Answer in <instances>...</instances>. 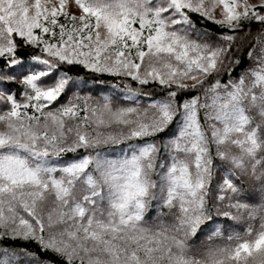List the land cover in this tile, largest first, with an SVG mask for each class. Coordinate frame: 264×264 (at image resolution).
Wrapping results in <instances>:
<instances>
[{"label":"snow or ice","instance_id":"obj_1","mask_svg":"<svg viewBox=\"0 0 264 264\" xmlns=\"http://www.w3.org/2000/svg\"><path fill=\"white\" fill-rule=\"evenodd\" d=\"M0 264H264V0H0Z\"/></svg>","mask_w":264,"mask_h":264}]
</instances>
